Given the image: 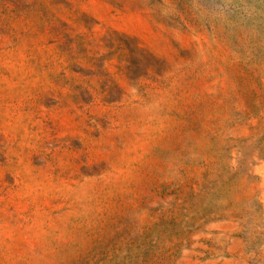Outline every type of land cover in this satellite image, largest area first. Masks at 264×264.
I'll return each instance as SVG.
<instances>
[{
  "label": "rangeland",
  "instance_id": "rangeland-1",
  "mask_svg": "<svg viewBox=\"0 0 264 264\" xmlns=\"http://www.w3.org/2000/svg\"><path fill=\"white\" fill-rule=\"evenodd\" d=\"M0 264H264V0H0Z\"/></svg>",
  "mask_w": 264,
  "mask_h": 264
}]
</instances>
